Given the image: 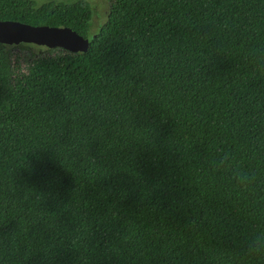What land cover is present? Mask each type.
<instances>
[{
	"label": "trees",
	"instance_id": "1",
	"mask_svg": "<svg viewBox=\"0 0 264 264\" xmlns=\"http://www.w3.org/2000/svg\"><path fill=\"white\" fill-rule=\"evenodd\" d=\"M88 41L0 44V264H264V0H112Z\"/></svg>",
	"mask_w": 264,
	"mask_h": 264
},
{
	"label": "water",
	"instance_id": "2",
	"mask_svg": "<svg viewBox=\"0 0 264 264\" xmlns=\"http://www.w3.org/2000/svg\"><path fill=\"white\" fill-rule=\"evenodd\" d=\"M0 44L17 46L31 44L46 49H62L70 53H85L89 41L69 28L31 26L12 21H0Z\"/></svg>",
	"mask_w": 264,
	"mask_h": 264
},
{
	"label": "rangeland",
	"instance_id": "3",
	"mask_svg": "<svg viewBox=\"0 0 264 264\" xmlns=\"http://www.w3.org/2000/svg\"><path fill=\"white\" fill-rule=\"evenodd\" d=\"M38 6L47 2H66L70 3L74 0H33ZM90 3L92 10V18L90 22V31L88 39L90 40L95 34H97L101 26L105 23L108 15L110 3L112 0H86ZM40 54H46L45 47H35L34 48ZM17 52V51H15ZM20 67L21 64H20Z\"/></svg>",
	"mask_w": 264,
	"mask_h": 264
}]
</instances>
